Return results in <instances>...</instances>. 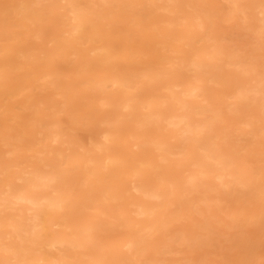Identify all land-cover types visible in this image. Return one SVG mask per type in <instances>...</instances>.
Returning <instances> with one entry per match:
<instances>
[{"label": "bare ground", "instance_id": "bare-ground-1", "mask_svg": "<svg viewBox=\"0 0 264 264\" xmlns=\"http://www.w3.org/2000/svg\"><path fill=\"white\" fill-rule=\"evenodd\" d=\"M221 1V28L210 0L0 1V264H192L264 224L263 47L221 43L264 0Z\"/></svg>", "mask_w": 264, "mask_h": 264}, {"label": "rangeland", "instance_id": "rangeland-1", "mask_svg": "<svg viewBox=\"0 0 264 264\" xmlns=\"http://www.w3.org/2000/svg\"><path fill=\"white\" fill-rule=\"evenodd\" d=\"M0 1L6 2L7 0H3V1L0 0ZM210 1L212 3V9L213 10L217 9L216 10L217 12H215L216 14L214 13V15L217 17V20L215 21L216 26L220 25V28H221L224 23H221V21H220L221 17L220 16H223L228 12V9L226 8L227 7L226 3L221 1V0H210ZM220 10H221V12H220ZM232 28H233L232 25L225 26V29L228 31H231V33H229L227 35L222 34L221 43L227 47L229 45L228 48L229 49L231 48L230 49L231 51H234V52L238 53L239 55H242L245 57L252 56L250 51L252 49H255L258 45H261V47H263V49L261 51L258 49V50H254V52H252V53L256 54V56H254V60L253 59L252 60L254 62H256L257 65H259V68L262 69V67H264V36L262 38L256 40L253 37H251L249 34H247L245 31H242V30L240 31L237 29L235 31V29L232 30ZM212 29H213V27H212ZM238 31H239V33H238ZM242 34H244V35H242ZM155 35H156V33H155ZM160 35L161 34L157 32L156 39H160ZM158 36H159V38H158ZM246 53H247V55H246ZM251 58H253V57H251ZM62 64H64V63H62ZM212 87L220 90L219 86L212 85ZM47 92H48L47 90L44 91V90H41L40 88L35 89V91H34L35 94L40 95V96L41 95L45 96ZM18 99H20V98L18 97ZM15 101H17V100H15ZM218 107H219V105H218ZM16 110L18 111V109H16ZM226 111H227V109L224 108V110L222 111V114L226 113ZM18 112H19V114H22V115L31 113V111H27V110L26 111H20L19 110ZM226 117H228V115H226ZM61 120L63 123H65L64 125H66L67 121H66L65 116L62 115ZM0 126L2 127L1 123H0ZM80 127H82V126H79L76 129H74L73 133L77 137L83 138L86 136V132L83 129H81ZM82 128H84V127H82ZM253 140H254L253 137L249 135L246 137V139H244L242 141V144H244V145L247 144V145H249L248 146L249 149H253V146H252ZM2 149H4V148L2 147ZM226 221L228 222L227 218H226ZM181 224L183 225V227L186 226L188 224V220H182ZM214 225H215V227L219 226L218 229H221L225 232L229 231L230 233H232L234 235L233 236L234 240H236V239L244 240V243L241 242V243H243L242 245L230 247L231 243L229 241L225 240V239H227V236L222 235L223 236L222 237L221 235L218 234L219 231H217L216 228L213 229V232H212V228H211L210 229L211 230L210 231V239L208 241V244L205 246H196L195 250L197 252V256L195 254L194 255L197 257V260L193 261L192 264H219V263L220 264H239L238 261L240 259V256L245 255V253L250 256L249 258H250L251 263L253 261H255L252 264H255V263L256 264H264V224L263 225H260L258 223L246 224L242 228L235 229V230L227 229L228 228L227 224H218L217 223ZM228 243H230V244H228ZM203 253L206 255L202 256ZM181 256H183L182 253L172 255L173 258L174 257H181ZM228 258H230V259L232 258V260L228 261ZM199 259L201 260V262H199ZM256 261H258L259 263Z\"/></svg>", "mask_w": 264, "mask_h": 264}]
</instances>
